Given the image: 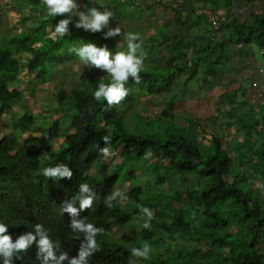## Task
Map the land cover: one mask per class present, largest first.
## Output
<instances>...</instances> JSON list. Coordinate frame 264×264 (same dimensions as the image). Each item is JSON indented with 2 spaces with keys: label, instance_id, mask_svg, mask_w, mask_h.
<instances>
[{
  "label": "trees",
  "instance_id": "1",
  "mask_svg": "<svg viewBox=\"0 0 264 264\" xmlns=\"http://www.w3.org/2000/svg\"><path fill=\"white\" fill-rule=\"evenodd\" d=\"M30 4L32 10L39 9L44 14L27 13L21 22L25 24L33 18V25L25 26L12 36L0 35V223L8 226L6 234L15 240L41 224L52 241H59L60 254L76 256L83 235L71 230L72 217L61 209L66 207L65 202L79 209L80 185L87 183L92 191L84 195H92L94 202L90 209L80 211L77 218L103 230L96 237L100 249L89 258V264H130V261L140 264L129 250L117 245L110 233L114 227H124L131 219L117 190L121 169L130 162L148 160L147 154L151 152L155 160L149 165L159 169L166 167L174 173L194 171L195 175L190 176L195 178V183L193 187L176 191L175 195V189L169 194L159 191L168 200L166 209H170L175 199H180L181 193L186 196V203L172 210L169 221L155 223V229L161 228L169 239H185L186 244L174 248L163 244L164 251L145 264H264V133L258 138L251 135V128H256L258 120L253 117L250 125H240L239 129L246 131L243 144L248 148L235 157L217 137L212 139L210 148L203 150L197 137L181 125L169 120L161 125L178 98L172 92V84L179 75L188 74L187 84L200 72L205 88L212 87L210 79L217 74L214 67L224 58L222 54L212 58V48L222 49L224 42L214 44L211 37H205L206 46L197 50L198 53L195 50L189 66L186 62L177 66V55H173L167 62L166 72L143 68L141 82L129 79L125 85L127 97L112 107L107 101H96L93 95L101 82H110V77L89 74L70 91L58 89L55 92L57 117L48 119L47 115L25 110L13 116L12 131L1 135L4 115L14 114L15 106L25 108L24 94L18 86L21 70L34 73L35 82L45 83L52 78L54 66L80 60L73 49L92 42L96 34L97 46L102 47L109 40L103 34L99 38L98 32L76 29L74 22L69 25L68 34L53 38L47 26L55 32L58 23L55 20L59 16H49L42 0L37 3L30 0ZM222 24L227 27L230 43H264V12H255L243 22L229 17ZM18 54H25L26 58L21 59ZM162 94L170 96L166 109L147 123L150 127L158 120V128L143 129L141 116L138 121L135 118L133 125L129 119L130 128L127 127L126 107L140 97ZM69 96L70 104L66 102ZM68 116L70 124L62 123ZM104 136L110 137V144L104 143ZM59 137L63 139L56 148L54 140ZM20 139H23L21 144ZM103 147L120 149L121 161L113 170L100 151ZM59 164L66 165L73 176L58 180L41 174L43 168ZM91 170L93 172L89 173ZM130 175L136 176L135 170H130ZM165 180L166 176L158 173L155 184H163ZM256 181L259 186L254 188ZM129 190L141 192L142 188L130 187ZM109 196H113L110 201ZM146 199L148 207L160 204H151L149 198ZM155 235V230L142 227L136 246L148 244L153 250L159 245ZM33 248L35 244L26 253L17 254L13 264L29 263Z\"/></svg>",
  "mask_w": 264,
  "mask_h": 264
},
{
  "label": "crops",
  "instance_id": "2",
  "mask_svg": "<svg viewBox=\"0 0 264 264\" xmlns=\"http://www.w3.org/2000/svg\"><path fill=\"white\" fill-rule=\"evenodd\" d=\"M78 3L81 11L92 6L101 11L118 7L120 15L117 20L128 27L127 31L139 28L138 24L140 26L147 23L149 43L146 35L142 38L143 41L141 37L138 41L142 43V47L153 43L151 55L154 56L147 58V69L166 72L167 62L173 55H177V66H183L184 62L189 66L195 50L198 53L197 50L206 46L205 37H211L214 44L224 42L222 49L218 46L212 48V58L224 55L221 63L214 67L217 74L210 79L212 87L205 88V83L200 81V72L196 79L187 84L185 78L188 74L179 75L172 84V92L179 94V98L165 118L195 135L201 147L210 148L212 139L219 138L233 157L248 148L243 144L246 131L239 129L241 124L250 125L254 117L259 123L256 128H251V135L258 138L259 134L264 133V104H259L252 98L251 88L252 81H264L263 75L258 71L259 66L264 67V43H230L227 27L222 24L229 17H236L243 22L255 12H264V0H78ZM31 7L30 0H0V26L4 14L5 22L7 14L14 21H7L5 27L10 28L13 24L20 23L23 25L19 29L21 31L25 26L33 25V18L22 24V17L32 12L41 16L44 12L32 10ZM129 13L137 14L134 20H127L126 14ZM61 18L59 16L55 21L58 22ZM47 30L50 35L54 33L50 26H47ZM122 35L116 41H125L127 46L125 36L123 33ZM141 51L146 53L145 49L138 53ZM22 56L26 58L25 54ZM181 87L185 88L182 94L179 93ZM193 93L196 94L195 97ZM152 96L159 97L158 101L164 105L163 110L166 109L169 99L165 101V96L169 95ZM154 160L155 158L151 159V162Z\"/></svg>",
  "mask_w": 264,
  "mask_h": 264
},
{
  "label": "rangeland",
  "instance_id": "3",
  "mask_svg": "<svg viewBox=\"0 0 264 264\" xmlns=\"http://www.w3.org/2000/svg\"><path fill=\"white\" fill-rule=\"evenodd\" d=\"M39 0H34L35 3H37ZM139 8V7H138ZM119 8H110L108 11H111L114 13V16L110 20V27L119 26L121 28V32L124 34V36L128 32H135L139 33L141 37V41H143V37L145 35L147 36V41L149 43L148 37H150L149 32V25H146L147 23L143 24L144 28H142L143 25L138 24L139 28L129 29L127 31L128 27L123 25L120 21H118V16L120 15ZM101 11V10H100ZM24 11L22 10V13ZM137 13V12H136ZM126 14L127 20H134V17L137 16V14ZM6 15V22L7 21H13L11 17ZM141 16V14H139ZM5 17V14H4ZM4 17H2V25L0 26V34H6L7 37L11 36L13 33H16L19 31L20 28L23 27L20 23H17V25L13 24L10 28L5 22ZM116 19H115V18ZM1 23V22H0ZM129 26V25H128ZM49 30V29H48ZM108 29L105 28L104 31L106 32ZM100 34L99 38H101V35L103 33L98 32ZM123 37V35L117 36V37H109L110 40H107L106 43L103 46H107L113 54H115L116 51H127V46L124 44L125 41L118 40L115 41L118 38ZM91 43L97 42V34L95 39L91 40ZM113 41V42H112ZM84 44V43H83ZM152 44L151 43L147 47H142L143 51L145 49L146 53L144 57V64L143 68H148V61L147 58L152 57L154 55L152 54ZM150 48V49H149ZM139 54V53H138ZM19 58L22 59L25 58L22 56V54L17 55ZM26 70V69H25ZM25 70H21L18 74L19 78V84L22 93L24 94V107L15 106L14 107V114L9 113L4 115L3 117V123L1 124L2 133H10L12 131V120L14 115H20L25 110L33 112L35 115H47L49 116L48 119L55 118L59 115L58 112H56L54 109L57 107V101L55 99V92L58 89H63L65 91H70L72 88L79 85V83L84 79L85 76L89 74H95L96 76H102L107 75L106 72L97 69L95 67H89L85 65L80 60L74 61L73 63H64L57 66H54L52 69L53 76L52 78L45 82V83H37L34 80V73H29L28 71L25 72ZM185 92V88H180V94ZM178 98H179V94ZM193 97L196 96V94H192ZM138 97V96H137ZM170 96H165V101L169 99ZM159 97L155 96H148L146 98L138 99L137 102L133 103L130 107H126L124 116L126 117V123L127 127L130 128L129 125V119L132 120L131 124L133 125V121L139 120V116L142 118L141 125L144 127L143 129H151V128H158V120L152 123V126H148L147 123L162 115L163 110V104H160ZM68 104L72 103V98L69 96L66 101ZM69 107V105H67ZM52 111V113H51ZM55 111V112H54ZM52 114V115H50ZM166 119H164L161 123V125L165 124ZM62 123L65 122V124H70V117H65L61 121ZM140 122V121H139ZM162 125V126H163ZM148 127V128H147ZM29 133L24 134V138ZM38 135V133H36ZM23 138V139H24ZM23 139L19 140V144L22 143ZM63 137L56 138L54 140V145L56 148H58L62 142ZM203 150H205V147H202ZM202 150V151H203ZM110 152L114 153L113 155L109 154L106 156L107 161L112 164V169L116 166L117 163H120V150L110 148ZM147 159H141L139 161L130 162L128 165H126L123 169H121V172L119 174V180H118V186L117 190L121 194V200L123 203V208L131 214L130 221L125 224L124 227H114L110 233L112 236V239L116 241L118 246L123 249H127L130 251L132 248H138L136 246V242L139 241L141 236V230L143 227V224L147 220V217L144 216L140 212L141 207H147L153 212V218L150 221V227L148 229L155 230L156 235L155 238L159 241V245L157 247H154L153 250H151L149 258L156 257L158 253L164 251V245H169L171 248H174L176 245H185L186 240L185 239H169L168 235L161 231V228L155 229V223L157 221L164 222L165 220H170L172 210L175 208H178L180 206H183L186 203V196L181 193L180 199H175L170 209H166L164 206H167L168 200L161 196L159 194V191H163L164 193H173V190L175 189V194L180 191L181 189H185L187 187H193L195 183V179L190 175H195V172H189V173H174L172 171H168L166 167H163L161 169L156 168L155 165H149L148 163L151 162V159H154L152 153L147 154ZM130 170H135L136 176L132 177L130 175ZM93 170H91L89 173H92ZM247 174L250 175V172L246 170ZM158 173L163 174L166 176V182L163 184H155V177ZM190 176V177H189ZM129 178L127 181L126 179ZM191 179V181H190ZM251 179V177H250ZM171 186V188H170ZM259 186V181H256V183L253 185L254 188ZM130 187H141L142 191H133L130 192ZM159 189V190H158ZM149 198V202L152 203H160L158 207L150 206L148 207L146 205V201ZM155 200V201H154ZM148 202V203H149ZM164 244V245H163ZM164 255V254H163ZM165 256V255H164ZM148 258V259H149ZM133 259L137 260L140 264H145L148 259H137L133 257Z\"/></svg>",
  "mask_w": 264,
  "mask_h": 264
},
{
  "label": "clouds",
  "instance_id": "4",
  "mask_svg": "<svg viewBox=\"0 0 264 264\" xmlns=\"http://www.w3.org/2000/svg\"><path fill=\"white\" fill-rule=\"evenodd\" d=\"M46 6L47 14L51 17L62 16L55 27L53 38L57 36L63 37L69 32V25L74 22L76 29H83L86 32L103 33L104 38L117 37L122 35L119 26L110 27V20L114 16L111 11H100L96 6L87 8L86 11H81V5L78 0H42ZM108 30L105 32L104 29ZM127 43V51H116L115 54L107 46H97L95 43H84L79 48L72 51L79 57L80 61L89 67H95L107 73L110 77V82H101L94 91V99L96 101H107V105L112 107L118 105L128 95V90L125 87L129 79L135 83L141 82L140 73L143 69L145 54L141 51L142 43L139 33L128 32L125 35ZM105 144H110L109 136H104ZM100 151L108 156L114 153L110 152L108 147H103ZM41 174L46 178L55 177L60 179L63 177L71 178L73 172L64 164H59L55 167H45ZM92 189L87 183L80 185V204L79 209L72 204L66 203V207L61 210L66 211L72 217L69 227L74 233L82 234L83 239L78 248L77 255L69 257L65 252L60 254L59 241H52L47 234V231L41 224H36L34 231H30L19 235L15 240L11 235L6 234L8 226L0 223V260L3 264H13V258L19 253H26L34 244L30 252L29 263L24 264H89V258L99 251L100 246L97 242V235L103 230L96 227L92 223L86 222L84 219H78L79 212L90 209L93 205L94 198L92 195H84L91 193ZM115 195V194H113ZM113 196L108 197L110 201ZM106 201L105 203H108ZM111 207V204H108ZM140 212L147 217L143 224L144 228L150 227V221L153 218V212L147 207H141ZM37 236H39L37 240ZM79 238V236H77ZM151 248L148 244L140 248L130 249V255L137 259H148ZM21 264V263H20ZM130 264H134L130 261Z\"/></svg>",
  "mask_w": 264,
  "mask_h": 264
},
{
  "label": "built area",
  "instance_id": "5",
  "mask_svg": "<svg viewBox=\"0 0 264 264\" xmlns=\"http://www.w3.org/2000/svg\"><path fill=\"white\" fill-rule=\"evenodd\" d=\"M259 73L263 75L264 79V67H258ZM251 88L253 89L252 98L259 104H264V81H252Z\"/></svg>",
  "mask_w": 264,
  "mask_h": 264
}]
</instances>
